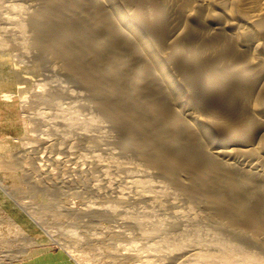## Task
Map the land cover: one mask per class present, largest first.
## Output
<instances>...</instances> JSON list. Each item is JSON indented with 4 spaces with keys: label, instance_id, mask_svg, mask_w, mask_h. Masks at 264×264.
I'll list each match as a JSON object with an SVG mask.
<instances>
[{
    "label": "rangeland",
    "instance_id": "374dc122",
    "mask_svg": "<svg viewBox=\"0 0 264 264\" xmlns=\"http://www.w3.org/2000/svg\"><path fill=\"white\" fill-rule=\"evenodd\" d=\"M53 1L0 0V264H264V248L245 241L246 257L228 260L233 231L242 240H259V232L228 227L226 219L206 208L213 201L182 186L191 180L177 175L179 168L172 175L150 165L147 133L127 135V124H118L95 98L99 88L91 90V82L76 74L52 41L33 37L30 15ZM113 1L118 12L137 17L136 28L148 37L140 14L159 7ZM160 1L166 10L173 0ZM229 1L230 14H260L264 29L261 1ZM221 9L213 13L222 14ZM199 25L186 38L205 35L207 27ZM167 27L168 42L184 33L178 28L171 34ZM155 36L148 38L156 42ZM156 48L151 51L160 55ZM263 89L247 98L264 99ZM208 111L211 118L232 122ZM53 154L59 158L48 157ZM105 177L115 184L103 186L109 185ZM94 182L101 188L93 189ZM113 186L129 194L112 191ZM173 210L193 218L185 223Z\"/></svg>",
    "mask_w": 264,
    "mask_h": 264
},
{
    "label": "bare ground",
    "instance_id": "6f19581e",
    "mask_svg": "<svg viewBox=\"0 0 264 264\" xmlns=\"http://www.w3.org/2000/svg\"><path fill=\"white\" fill-rule=\"evenodd\" d=\"M259 1L264 7V0ZM141 2L159 7L157 12L140 14L147 20L148 33L157 36L156 42L149 39L146 27L142 25V30L149 38L136 28L137 17L118 12L113 0H55L52 6L36 9L28 24H32L33 37L56 45L76 74L91 82V90L99 88L95 98L103 100L105 113L118 124H127V135L147 133L144 141L151 146L150 165L170 174L179 168L177 175L180 172L191 180L181 182L182 186L189 194L213 201L206 208L226 219L228 227L259 232V240L244 234L242 240L230 231L236 242L229 240L225 256L230 261L245 258L242 247L247 244L264 248V99H248L250 91L264 88L262 17L237 15L240 10L236 8L238 13L230 14L229 0H173L166 10L160 0ZM215 7L223 13H213ZM196 23L211 31L206 28L205 35L200 32V37L186 38ZM251 25L259 29L254 31ZM166 27L171 34L178 28L184 33L168 42ZM153 46L160 55L151 51ZM208 110L232 122L211 118ZM110 179L105 177L109 185L103 186L111 187ZM91 185L101 188L95 182ZM111 189L127 192L119 186ZM173 212L185 223L193 218Z\"/></svg>",
    "mask_w": 264,
    "mask_h": 264
}]
</instances>
